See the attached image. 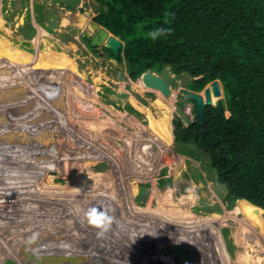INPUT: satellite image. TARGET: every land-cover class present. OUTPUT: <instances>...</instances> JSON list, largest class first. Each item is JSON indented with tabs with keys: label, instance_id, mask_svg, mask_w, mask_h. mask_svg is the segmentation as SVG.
<instances>
[{
	"label": "rangeland",
	"instance_id": "1",
	"mask_svg": "<svg viewBox=\"0 0 264 264\" xmlns=\"http://www.w3.org/2000/svg\"><path fill=\"white\" fill-rule=\"evenodd\" d=\"M99 9L100 6L95 0H0V136H4L0 138V141H4V144L3 141L0 142V184L3 185H0V203L3 200L0 209L6 212L10 204L14 205L13 208L21 207L22 211L31 207L35 215L41 211V215L52 222L40 224L41 228L37 229L33 215L29 214L27 219L23 215V220H19L21 229H26L22 234L18 225L14 227L9 224L7 229L0 226V240H3L0 248L2 252L9 251L13 255L15 248L7 250L6 245H21L31 236L46 233V240L51 242L44 241L39 248H49L52 243L51 249H54V245L63 238L61 235H66L65 239L71 240L73 247L55 251L54 260L47 261L46 264H102V259L106 257V246L101 232L102 227H106V237L117 248L114 259L108 260V264H146L142 260L151 264L153 257L149 248L154 242L165 239V234L169 238V233L174 236L181 229L188 232L194 226L206 246H197L198 250L191 252L192 257L200 256L196 264H226L227 258L223 256L221 249L219 254L222 257L218 258L208 228L202 226L204 219L201 218L210 219L214 224L225 223L233 231L235 228L241 231L245 224L255 226L253 220L258 214L252 217L234 215L232 209L239 200L233 204L228 202L227 189L219 184L209 156L198 146L179 145L175 142L174 135L173 150L182 156L181 161L175 154L166 151L162 146L163 142L155 143L152 153L150 146L144 142L145 138L133 139L126 136V133L144 129V125L149 124L150 131L156 132L157 136L164 128H169L171 132L173 130V135L176 108L181 106L186 94L192 91L190 85L193 78L187 75L177 76L167 67L159 75L172 89V97L169 99L158 90L137 86L140 80L129 77L125 62L119 63L108 58L104 48L92 49L89 46L86 38L93 32L88 30V24L94 21ZM72 61L77 67L74 74ZM85 74L87 79L81 84L78 81H82L81 76ZM95 77L100 78L101 83L100 90L96 93L97 98H92ZM223 100L225 103V93ZM80 101H84L85 105ZM189 102L191 101L183 102L182 107L189 105ZM167 107L173 108L172 125L165 119L172 116ZM11 108H19V111L13 112ZM146 111L150 112L148 119ZM20 112L24 113L23 116ZM108 112H114V115L110 114L114 119L112 124L105 122L104 114ZM115 112L133 115L144 125L125 120V116L120 117ZM151 113L157 118L160 117L163 124L161 120L157 125L150 123ZM79 114L80 117L77 116ZM116 121L120 127L115 128ZM98 124L103 128L98 130ZM21 126L23 129H20ZM27 138L30 141L24 140ZM59 144L69 150L64 158L68 159L65 166H70L67 173L63 171L64 163L59 162V157L65 154H54ZM6 153H10L12 166L23 164L26 172L30 171L27 167L31 168V173H28L30 177H26V188L20 182L19 189L14 191V177L9 180L5 170L10 169L3 165L8 158ZM23 154L27 155L26 159L18 161ZM22 169L20 166V178ZM69 173L71 175H67ZM164 179L169 181L163 183ZM74 182L75 186L72 185ZM22 186L24 189L20 188ZM142 189L144 192L141 194ZM19 190L21 192L18 193ZM156 190L160 195L166 196L163 197L166 207L162 208L158 203ZM16 193L17 198L24 199L22 202H15ZM68 193L77 201V194H82L87 201H81L82 204L79 201L78 210L71 207L77 213L80 212L77 222L60 226L54 222V210L62 208L65 212V205L62 204L64 200L71 206L66 200ZM170 199L173 203L169 202ZM35 200H39L41 207L37 206ZM95 201L100 208L91 204ZM136 209L139 210L138 213L132 212ZM175 210L189 211L191 214L175 219L177 215L172 214ZM192 215L200 219L188 220L187 217ZM81 216H84L83 221H79ZM153 216L163 217L158 223L149 219ZM6 217L3 219L9 221L10 217L7 214ZM93 218L96 223H101L100 226L90 225ZM263 218L264 215L261 216L262 223ZM1 220L0 217V225ZM41 221L43 220L37 221L36 218L38 226ZM150 227L153 231L158 227L156 231L163 232L164 236H156L155 239L153 235H146L152 234ZM125 230L136 237V241H132L135 243L133 248L131 239L123 240L121 236V242L126 244L128 253L132 252V258L121 251L119 237ZM243 234L247 240L237 235L241 243L239 250H243L242 259L246 242L253 250L261 252V264H264V249L259 247L261 240L258 234L251 231ZM23 235L26 239L21 238ZM7 239L12 240L11 243ZM143 240L146 242H142ZM173 246L169 244L168 248L174 249ZM203 249L207 251L200 254ZM35 253H31L29 258H34ZM253 253L251 250V254ZM162 256L169 259L173 253L165 252ZM19 261L18 259L17 263ZM28 261L27 264L35 263ZM183 261L178 260L180 263ZM243 261L244 264H257L255 260L247 263L246 256Z\"/></svg>",
	"mask_w": 264,
	"mask_h": 264
},
{
	"label": "trees",
	"instance_id": "2",
	"mask_svg": "<svg viewBox=\"0 0 264 264\" xmlns=\"http://www.w3.org/2000/svg\"><path fill=\"white\" fill-rule=\"evenodd\" d=\"M95 1L100 9L94 21L123 42L118 55L104 48L105 55L125 62L131 79L137 80L147 71L162 74L169 67L177 76L193 78L190 90L194 92H202L215 81L222 83L227 114H222L215 104L207 106L203 122L196 118L186 127L181 120H175L173 137L177 144L198 146L209 156L219 184L228 191V202L240 200L232 209L234 215L252 217L257 212L264 213V0ZM187 94L185 101H189ZM167 109L172 116L165 119L172 125L173 110ZM91 204L100 208L97 201ZM161 217L149 219L159 223ZM83 220L84 216L79 217V221ZM100 224L94 218L90 220L92 227ZM154 229L152 234H145L155 239L164 236L157 232L158 227ZM105 230L102 227L106 246L102 264L114 259L117 249ZM121 236L123 240L136 241L126 230L120 233V242ZM172 237L165 234V239L150 246L151 264H196L198 256L186 255L183 259L180 249L168 248L173 244ZM132 246L135 248V243ZM121 251L133 257L122 242ZM161 251L173 256L166 259Z\"/></svg>",
	"mask_w": 264,
	"mask_h": 264
},
{
	"label": "bare ground",
	"instance_id": "3",
	"mask_svg": "<svg viewBox=\"0 0 264 264\" xmlns=\"http://www.w3.org/2000/svg\"><path fill=\"white\" fill-rule=\"evenodd\" d=\"M81 20H83L82 18H81ZM41 29V28H40ZM48 33V32H47ZM51 34V33H50ZM51 36V35H50ZM50 47V46H49ZM72 48V47H71ZM47 50V49H46ZM45 50V51H46ZM52 54V53H51ZM50 55V54H49ZM15 59H16V57H15ZM18 59V58H17ZM72 63H73V67H74V71L72 72V74H74L75 72H77L76 71V65L74 64V62L72 61ZM16 65H18L17 63H15ZM78 65V64H77ZM19 66V65H18ZM66 66H68V63L66 62ZM21 67V66H20ZM29 70V69H28ZM31 71V70H30ZM93 75V74H92ZM103 75V74H102ZM82 78H83V80L82 81H78V82H81V84L82 83H84V81L87 79V75L85 74V76H81ZM92 77V76H91ZM101 77V76H100ZM104 78H106V77H104ZM94 90H91L92 92H94L93 94H92V98H97V95H96V93H97V91H99L100 90V88H99V85H100V83H101V79L100 78H96L95 77V79H94ZM37 83V82H36ZM116 83H118V82H116ZM123 83V82H122ZM105 84V83H104ZM125 84V83H124ZM80 85V84H79ZM108 85V84H107ZM110 85V84H109ZM137 86H140L141 88H147V87H145L144 86V84H143V82L140 80V81H138V83H137ZM71 87V86H70ZM119 88V87H118ZM137 88V87H136ZM132 89H134V88H132ZM139 89V88H138ZM120 91H122V90H120ZM53 92V91H52ZM54 92H56V91H54ZM127 93V92H126ZM140 93V92H139ZM133 94V93H132ZM135 95V94H134ZM131 96V95H130ZM88 97H90V96H88ZM136 97V96H135ZM133 98V97H132ZM138 98V97H137ZM90 99V98H89ZM1 100V99H0ZM87 100V99H86ZM174 100V98H172V100L171 101H173ZM96 101V100H95ZM7 102V101H6ZM4 103V102H3ZM80 103L82 104V105H85V102L84 101H80ZM90 104H92V102L90 103ZM158 106V105H157ZM154 107V106H153ZM172 107H173V105H172ZM174 108V107H173ZM173 108H172V110H173ZM20 109H22V108H20ZM1 110V109H0ZM11 110L14 112V110H18L19 111V108H11ZM144 110V109H143ZM3 111V110H2ZM1 111V112H2ZM75 112V111H74ZM141 112V111H140ZM158 112V111H157ZM115 113H117V115L118 116H120V117H124L125 116V120L127 119V120H129V121H132V122H136V123H141L136 117H134L133 115H130V114H125V113H120V112H115ZM143 113V112H142ZM146 117H147V119H148V117H149V113L150 112H147L146 111ZM2 114V113H1ZM19 114H21V116H23V112H20ZM86 114V113H85ZM84 114V115H85ZM110 114H113L114 115V112H108V113H105L104 115H105V122H107V123H111L112 124V122L111 121H113L114 119H113V117H112V115H110ZM83 115V116H84ZM78 117H80V114L79 115H77ZM151 119H150V123H154V124H158V123H160V120H161V123H162V119L159 117V118H157V117H155V115H153L152 113H151ZM82 117V116H81ZM122 121V120H121ZM127 123V122H126ZM106 124V123H105ZM105 124H103L102 123V125H105ZM141 124H143V123H141ZM163 124V123H162ZM134 125V124H133ZM144 125V124H143ZM94 126V125H93ZM114 126H115V128L116 127H120V124L116 121V123L114 124ZM135 126V125H134ZM141 126V125H140ZM110 127V126H109ZM157 127V126H156ZM22 128V126L20 127V129ZM28 128V127H27ZM101 128H103V127H100V125L98 124V126H97V129L99 130V129H101ZM162 128V127H161ZM23 129V128H22ZM26 129V128H25ZM154 131V130H153ZM77 132V131H76ZM24 133V132H23ZM29 133H30V131H29ZM104 133V132H103ZM156 133V132H155ZM154 132H152V131H150V124L149 125H144V129H141V130H138V131H135L134 130V132L133 133H129V134H131V135H129L128 133H126V136H129L130 138H133V139H136V138H145L144 139V142H146L149 146H150V148L152 149L151 150V152L153 153V151H154V144L155 143H159V144H161L162 142H163V147L166 149V151H168V152H170L171 154H175L177 157H178V159H180L181 160V155H179L178 154V152H175L174 150H173V145H174V137H173V135H172V132H171V130L169 129V128H167V129H163V130H161L159 133H160V135H156ZM110 134V133H109ZM114 134H116V133H114ZM118 134L120 135V132H118ZM161 136V137H160ZM0 138H4V136H0ZM11 139V138H10ZM24 140H26V141H30L28 138L27 139H24ZM1 141H3V139L1 140ZM0 141V142H1ZM61 141V140H60ZM176 142V141H175ZM2 144H4V141H3V143ZM87 144V143H86ZM4 146V145H3ZM2 148V147H1ZM28 148V147H27ZM26 148V149H27ZM19 150H20V148H19ZM27 151V150H26ZM69 150H67L66 149V147H64L63 146V144H59V148L57 149V150H55L54 151V154L55 155H57L58 154V152H60L61 154H65V153H67V154H69V152H68ZM60 153H59V155H60ZM26 154V153H25ZM67 154H65V155H62L61 157H59L60 158V160H59V162H63L64 164H62V167H63V171H66V173L67 172H69L70 171V166L68 165L67 167L65 166V164H66V160H68V159H64V158H66L67 157ZM6 155L8 156V158L4 161V164L3 165H6V167L8 168V169H10V170H5L6 171V173H7V175L9 176V180L11 179V178H13L14 177V181H15V184H16V188L14 189V191H17L19 188H18V186H20V182L21 183H24V186H22V187H20L21 189L24 187V188H26V185H27V183L28 182H26L27 180H26V177H28L29 175H28V173H31L30 171H31V168L30 167H27L30 171L29 172H26V166H24L23 164L22 165H16V166H12V164L10 163V161H11V157H10V153H6ZM27 156V155H26ZM24 154L22 155V156H20V158H19V160L18 161H20L21 159H24L25 157H26ZM29 156V155H28ZM17 157H18V155H17ZM73 158V157H72ZM72 158H69L70 159V161H72L71 159ZM184 158V157H183ZM26 159V158H25ZM51 159V158H50ZM55 159V158H54ZM182 161V160H181ZM16 162V161H15ZM2 165V166H3ZM20 166H22V170L20 171L21 173H22V177L20 178V176L18 175L19 174V168H20ZM24 166V167H23ZM71 168H73V165H71ZM75 169V168H74ZM23 171V172H22ZM44 172V171H43ZM27 173V174H26ZM67 175H71V173H69V174H67ZM66 175V176H67ZM30 177V176H29ZM0 178H1V175H0ZM32 178V177H31ZM77 178V177H76ZM23 179V180H22ZM72 179H73V175H72ZM17 180V181H16ZM4 181V180H3ZM16 182H19V183H16ZM5 183V182H4ZM192 183V182H191ZM1 185V184H0ZM72 185L73 186H75V182L74 183H72ZM1 186H3V185H1ZM28 186V185H27ZM23 188V189H24ZM77 188V187H76ZM5 189V188H4ZM19 192H21L20 190L18 191V193ZM45 192V191H44ZM18 193H16L15 194V202L16 203H18V202H22L24 199L22 198V197H20V198H17L18 197ZM29 193H32V191L31 192H29ZM41 193V192H40ZM52 194H54L53 193V191L51 192ZM34 194V193H33ZM155 194H156V198H157V200H158V203L160 204V206L162 207V208H164V207H166V206H164V201H163V197L164 196H162V195H160V193L156 190V192H155ZM77 199H78V201L70 194V193H68V194H66V200L68 201V202H70L71 203V206H68V204L66 203V201L64 200L63 202H62V204L63 205H65V212L63 211V209L62 208H55V210H54V216H55V219H54V222L55 223H58V225H62L63 226V224H65L66 226H68V225H71V224H73L76 220H77V215L80 213H77L75 210H73L72 208H75L76 210H78L79 209V207L78 206H80V204L79 203H81L82 204V202L81 201H83L84 202V200H86L87 201V198H86V196H82V194L81 195H78L77 194ZM166 197V196H165ZM164 197V198H165ZM12 198V197H11ZM169 199V198H168ZM3 201V200H2ZM2 201H1V203H0V205H3V203H2ZM80 201V202H79ZM86 201H85V204H86ZM39 200H35V203H37V206H39ZM79 202V203H78ZM169 202H171V203H173V201L170 199L169 200ZM9 204V203H8ZM11 206H10V208L6 211V212H3L1 209H0V217L2 218V222H1V225L0 226H2V228H4V226L6 227V229L8 228V225L10 224V225H12V226H14V227H16L17 225H18V227L21 229V227L19 226V220L22 218V220H23V218H24V216L26 217V219H27V216L29 215V214H31V215H33L32 217H33V219H34V223H35V226H37V229L41 226L40 224H43V225H45V223H48L47 221H49V222H51L50 220H46L45 218H44V216H43V214L41 215V211H38L37 213H36V215L34 214V211H33V209L30 207V208H24L25 209V211L23 210H21V207H19V208H13V204H10ZM25 205H26V203H24L23 204V206L25 207ZM32 205V204H31ZM27 206H28V204H27ZM39 207H41V206H39ZM72 207V208H71ZM64 208V207H63ZM78 208V209H77ZM34 210H35V208H34ZM46 210H47V207H46ZM51 211V210H50ZM21 212V213H20ZM73 213H75V214H73ZM6 214L10 217V219H9V221H6V220H4L3 218L4 217H6ZM173 215H177V217H175V219H177V218H180V217H182V215H188V214H191V213H189V211H184V212H181L180 210H175V211H173V213H172ZM257 214H258V216H256V218L253 220L254 222L253 223H255V226L253 225V226H251V224H245V225H243L242 226V228H241V231L240 230H238L237 231V229L235 228V230H234V238H235V241L237 242V244L239 245V241H238V238H237V235H238V237L240 236L242 239H246V237L244 236V234H243V232L244 233H250V231L252 232V233H254V234H258V238H260V245H259V247L260 248H262V250L264 249V223H262V221H261V216L262 215H264V213H262V212H257ZM24 215V216H23ZM6 218H8V217H6ZM36 218H37V221H39V220H43V221H41V223H39V226L37 225V223H36ZM39 218V219H38ZM42 218V219H41ZM173 218V217H172ZM209 218V217H208ZM187 219L188 220H190V221H192L193 219L194 220H198V219H200V218H197L196 216H194V215H192V216H190L189 218L187 217ZM201 219H204L203 220V222H202V226H207V228H208V231H209V233H210V237H211V240H212V243H213V245H214V248L216 249V251L218 252V258H221L222 257V255H220L219 254V250L221 249V251L223 250V256H226L225 258H227L226 260H225V263L226 264H236V263H234V261L231 259V258H229V255H228V253H227V251H226V248H225V246H224V242H223V239H222V235H221V227L222 226H224L225 225V223L224 224H220V222L218 223L217 222V224H214V223H212L211 221H210V219H205V218H201ZM13 221V222H12ZM208 221H210V222H208ZM53 222V223H54ZM77 222V221H76ZM4 223H8L7 225H4ZM12 223V224H11ZM52 223V222H51ZM250 223V222H249ZM16 224V225H15ZM185 224H188V223H185ZM50 225V224H49ZM189 226H193V225H190V224H188ZM216 225V226H215ZM250 225V226H249ZM32 226H34V225H32ZM53 227V226H52ZM261 227V228H260ZM41 228V227H40ZM51 228V227H50ZM258 228H260V229H258ZM35 229V228H34ZM252 229V230H251ZM17 230V229H16ZM28 230V229H27ZM263 230V231H262ZM21 231L22 232H20L21 234L22 233H24L23 231H26V229L25 228H23V229H21ZM259 231L261 232V235H259ZM34 233V232H33ZM55 233V232H54ZM46 234V233H45ZM8 235V234H7ZM251 235V234H250ZM1 236V235H0ZM36 236V235H35ZM61 236H63V238L61 237L60 238V242H57V245L55 244L54 246H55V248L54 249H51V246L53 245L52 243L49 245V248H44V249H40V248H37V249H35V250H33V252L32 253H35L36 251V253H35V257L34 258H29V256L31 255H29L26 259H24V260H22L19 256H18V252L20 251L19 249H21V246L23 245V244H18V243H14L13 245H10V246H8V245H6L7 247H6V249L7 250H9V248H15L14 249V252H15V254H10L9 253V251L8 252H2V248H0V253L2 254V257H0V263L1 264H6V262H4V261H6L7 260V262H11V263H17V260L19 259L20 261L17 263V264H27V261H28V259H29V261H28V263L29 262H35L34 264H46L47 263V261L48 262H52L53 260H54V255H55V251H58V250H60V249H63V248H71V247H73L72 245H71V240L69 241L68 239H65V236L66 235H61ZM9 237V236H8ZM32 237V236H31ZM69 237V236H68ZM2 238V237H1ZM21 238H23V239H26L25 238V235H23V237L21 236ZM7 240H9V239H7ZM15 240V239H14ZM26 240H28V239H26ZM26 240H24L23 241V243L26 241ZM49 239H47L46 240V242H48V243H50L51 241L49 240ZM247 240V239H246ZM245 240V241H246ZM11 241L12 240H9V242L11 243ZM2 243H3V240L1 239L0 240V246L2 245ZM6 243V242H5ZM172 243H173V245H174V247H176V248H178V249H180V252L182 253V254H185V255H187V256H192V253L191 252H196L197 250H198V248H197V246H203L204 248L206 247L205 246V243L204 242H202L201 241V236L198 234V232H197V230H196V228L193 226V227H190L189 228V231L187 232V230L186 229H181L180 230V233L179 234H175L173 237H172ZM241 244V243H240ZM245 244L247 245V247H245V253H244V255H243V259H244V257L246 256L247 257V263L248 262H252V261H256L257 262V264H261L262 263V260H263V258H262V256H261V252L259 251V250H253V247L252 246H250L249 244H247L246 242H245ZM242 246V245H241ZM4 249V248H3ZM5 249V250H6ZM251 250L254 252L253 254H251ZM205 251H207V250H205V249H203V250H201L200 251V254H202V253H204ZM225 251V252H224ZM255 251H257L256 252V254H255ZM242 253H243V250L242 251H239V255H238V261H237V264H244V261H243V259H242ZM3 255H4V258H3ZM18 259H17V258ZM198 257H200V256H198ZM3 262V263H2ZM248 264H250V263H248Z\"/></svg>",
	"mask_w": 264,
	"mask_h": 264
},
{
	"label": "water",
	"instance_id": "4",
	"mask_svg": "<svg viewBox=\"0 0 264 264\" xmlns=\"http://www.w3.org/2000/svg\"><path fill=\"white\" fill-rule=\"evenodd\" d=\"M88 30L93 32L92 35L90 34L87 35V38L91 40L92 47L108 48L111 49L115 55L119 54V50L122 47L123 42L118 37H116L105 27L99 25L95 21L90 22L88 24ZM137 80H141L147 88H152L160 91L168 99L172 97V89L170 85L156 72L147 71ZM223 94H224L223 86L220 81H215L211 83L205 88V90L202 93L189 91L187 94V99L191 101V103L187 106L184 107L178 106L176 108L177 117L174 118V121L181 120L186 127H189L195 121L196 118L200 122H203L204 116L206 114V107L213 104H215L217 109L222 114L224 115L227 114L224 106ZM194 107L196 114L193 113ZM233 232L234 231L231 226L224 225L221 227L222 239L226 251L229 255V258H231L234 261V263L237 264L240 250H239V245L235 241ZM47 237L48 234H43L40 236H34L28 238V240H26L21 246L18 256L22 260L26 259L33 252V250L39 248L44 243V241H46ZM183 259H185V256H183ZM6 264H15V263L6 261Z\"/></svg>",
	"mask_w": 264,
	"mask_h": 264
},
{
	"label": "flooded vegetation",
	"instance_id": "5",
	"mask_svg": "<svg viewBox=\"0 0 264 264\" xmlns=\"http://www.w3.org/2000/svg\"><path fill=\"white\" fill-rule=\"evenodd\" d=\"M209 85H210V84H209ZM204 90H205V89H204ZM204 90H203V91H204ZM203 91H202V92H203ZM202 92H196V93H202ZM183 102H187V101H185V97H184V101H182L181 103H183ZM189 103H191V102H189ZM189 103H188V104H189ZM194 110H195V107H194Z\"/></svg>",
	"mask_w": 264,
	"mask_h": 264
}]
</instances>
